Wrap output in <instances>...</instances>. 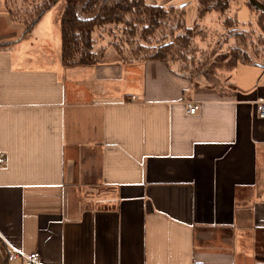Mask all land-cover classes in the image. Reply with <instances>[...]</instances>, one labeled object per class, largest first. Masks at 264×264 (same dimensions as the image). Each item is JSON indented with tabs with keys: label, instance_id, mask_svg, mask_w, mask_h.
Listing matches in <instances>:
<instances>
[{
	"label": "crops",
	"instance_id": "1",
	"mask_svg": "<svg viewBox=\"0 0 264 264\" xmlns=\"http://www.w3.org/2000/svg\"><path fill=\"white\" fill-rule=\"evenodd\" d=\"M56 3L25 31L0 1V264H264V61L210 80L101 32L65 64Z\"/></svg>",
	"mask_w": 264,
	"mask_h": 264
},
{
	"label": "rangeland",
	"instance_id": "2",
	"mask_svg": "<svg viewBox=\"0 0 264 264\" xmlns=\"http://www.w3.org/2000/svg\"><path fill=\"white\" fill-rule=\"evenodd\" d=\"M0 1L5 5L4 0ZM145 1L165 10L156 25L132 35L125 29L122 31L123 23H119V27L107 24L99 29L107 33L111 43L121 47L126 57L161 56L175 67L185 69L190 76L201 73L210 80L224 78L237 59L264 61V33L257 25L256 12L246 4L247 0L232 1L222 13L213 10L201 17L197 14V0ZM14 2L16 12L25 10L32 14L42 0ZM63 5L65 0H58L54 10ZM261 18L264 21V15ZM99 31H95L94 36L95 33L99 35Z\"/></svg>",
	"mask_w": 264,
	"mask_h": 264
},
{
	"label": "trees",
	"instance_id": "3",
	"mask_svg": "<svg viewBox=\"0 0 264 264\" xmlns=\"http://www.w3.org/2000/svg\"><path fill=\"white\" fill-rule=\"evenodd\" d=\"M57 1L42 0V3L35 8V12L32 14L25 10H22L21 13L16 12L14 0H4V3L10 15L15 20L22 22L26 31L32 27L45 10ZM232 1L235 0H197L198 17L213 10L222 13L229 8ZM259 1L264 3V0ZM246 4L256 12L257 25L261 26L264 33V21L261 18L264 15V10L255 8L249 0L246 1ZM162 8V6L147 4L145 0H65L61 16L63 63L77 64L97 61L102 55L104 47L101 46L98 49L95 47V31H99L107 24L119 27V23H123L122 31L125 29L128 35H132L138 30H146L149 26L156 25L161 12L165 11ZM101 32L103 31H99V33ZM122 35L123 33L120 34V36ZM114 45L116 46L115 43ZM116 47L121 49L119 46ZM121 53L123 54L122 50ZM152 57L164 58L157 55ZM237 61L246 62L247 60L237 59L235 62Z\"/></svg>",
	"mask_w": 264,
	"mask_h": 264
},
{
	"label": "built area",
	"instance_id": "4",
	"mask_svg": "<svg viewBox=\"0 0 264 264\" xmlns=\"http://www.w3.org/2000/svg\"><path fill=\"white\" fill-rule=\"evenodd\" d=\"M256 106H257L258 115L260 117H264V99L262 97L256 100ZM187 107L189 112H195L198 108V104L196 103V101L190 100L187 103ZM2 161H3V157L0 155V162ZM17 256L23 258L26 264H42L40 255L36 251L25 253L16 248H9V253L7 255V258L9 260H12Z\"/></svg>",
	"mask_w": 264,
	"mask_h": 264
},
{
	"label": "water",
	"instance_id": "5",
	"mask_svg": "<svg viewBox=\"0 0 264 264\" xmlns=\"http://www.w3.org/2000/svg\"><path fill=\"white\" fill-rule=\"evenodd\" d=\"M249 1L255 8L264 10V3L263 2H261L259 0H249Z\"/></svg>",
	"mask_w": 264,
	"mask_h": 264
}]
</instances>
